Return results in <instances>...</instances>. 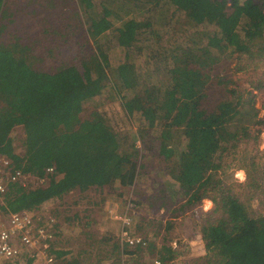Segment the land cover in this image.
Wrapping results in <instances>:
<instances>
[{
	"label": "trees",
	"instance_id": "trees-1",
	"mask_svg": "<svg viewBox=\"0 0 264 264\" xmlns=\"http://www.w3.org/2000/svg\"><path fill=\"white\" fill-rule=\"evenodd\" d=\"M73 1L88 23L84 37L74 42L76 63L51 58L45 70V59L30 46L0 40V155L16 170L44 180L26 188L9 184L0 196V214L137 183L139 161L118 155L114 132L102 120L83 127L87 108L80 91L99 84L133 110V140L141 151L159 157L162 146L171 149L170 160L161 153L169 162L165 177L140 207L168 211L179 205L185 211L209 199L213 208L200 224L205 257L195 264H264V167L247 155L250 148L258 149L264 119L251 91L225 76L213 78L225 51L264 62V0H140L150 5L145 14L152 17L133 13L123 22L100 0ZM6 13L0 0V39ZM254 90H264V82ZM16 128L23 134L22 154L14 151ZM231 169L243 170L246 181L220 204V176ZM169 249L161 248V261L179 253Z\"/></svg>",
	"mask_w": 264,
	"mask_h": 264
},
{
	"label": "rangeland",
	"instance_id": "rangeland-1",
	"mask_svg": "<svg viewBox=\"0 0 264 264\" xmlns=\"http://www.w3.org/2000/svg\"><path fill=\"white\" fill-rule=\"evenodd\" d=\"M100 1L101 5L104 4L113 12L119 22H123L133 13L140 19L152 17L150 13L145 14L150 5L140 0ZM5 2L7 13L2 20L5 27L1 41L8 44L9 40L17 39L20 43L30 46L36 55L45 59L46 63H42L45 70H50L52 61L47 60L51 58L69 64L77 62L74 42L78 41L77 38L84 37L83 31H86L88 23L76 1L5 0ZM76 11L80 12L78 18L74 19ZM110 44L113 46L114 41L112 40ZM146 45L144 44L145 47ZM109 54L114 57L113 52ZM141 62L138 73L144 80L142 70L144 63ZM159 74L160 79L167 85L171 84V79L165 71H160ZM213 74V78L225 76L238 88L251 91L256 96L259 116L264 119V90H254L258 82H264V62L251 63L245 57L230 55L225 51L222 60L214 67ZM215 84L211 83L214 91H217L219 85ZM140 90H144L142 81ZM80 95L85 100L87 108L83 127L96 120H102L114 132L119 145L118 155H131L132 159L139 161L137 183L127 187L117 185H115L117 188L105 187L101 191L91 189L84 195L72 194L62 200L49 201L39 209L30 211L36 214V211L38 213L48 210L50 218L56 221L53 226L55 233L46 255L41 256L25 250L22 253L24 261L28 264L200 263L205 257L200 233L201 219L204 213L212 210L213 203L209 199H204L198 206H187L185 211H182L179 205L168 211L141 208L140 202L151 193L150 188L165 177L169 163L167 160L171 159V149L162 146L159 157L141 151L140 143L133 140L137 132L133 110L127 103L113 99L109 87L101 90L99 84H94L80 91ZM12 138L15 153L22 154L23 134L20 128L13 130ZM263 151L264 128L259 135L258 149L255 151L254 148H250L247 152V155L250 152L253 161L260 165L259 168L264 167ZM220 178L222 192L216 198L220 204L225 205L231 197L228 192L232 195L241 191L246 174L241 169H231ZM211 189L212 187L209 190ZM75 202L78 206L71 208ZM9 214H0V230L6 227ZM76 214L80 215L76 218ZM65 216L70 221H66ZM86 218L89 220L85 221ZM77 219L84 223V227L77 225ZM132 239H140L144 244H128L127 240ZM150 246H153L154 250ZM163 246H169L170 251L177 250L179 253L175 257L161 261L159 253ZM136 249L139 254L135 252ZM61 250L65 254L57 256L55 252Z\"/></svg>",
	"mask_w": 264,
	"mask_h": 264
},
{
	"label": "built area",
	"instance_id": "built-area-1",
	"mask_svg": "<svg viewBox=\"0 0 264 264\" xmlns=\"http://www.w3.org/2000/svg\"><path fill=\"white\" fill-rule=\"evenodd\" d=\"M43 182L42 179L16 170L8 157L0 155V196L7 191L9 184L26 188ZM35 213L22 210L9 214L6 227L0 230V264H28L22 258L23 251L35 252L41 256L49 251L56 221L50 218L48 210ZM127 242L130 245L144 244L140 239L127 240Z\"/></svg>",
	"mask_w": 264,
	"mask_h": 264
},
{
	"label": "crops",
	"instance_id": "crops-1",
	"mask_svg": "<svg viewBox=\"0 0 264 264\" xmlns=\"http://www.w3.org/2000/svg\"><path fill=\"white\" fill-rule=\"evenodd\" d=\"M92 248V247H91Z\"/></svg>",
	"mask_w": 264,
	"mask_h": 264
}]
</instances>
